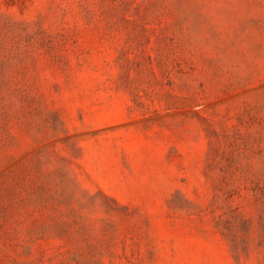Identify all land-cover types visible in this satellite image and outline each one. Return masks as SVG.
I'll list each match as a JSON object with an SVG mask.
<instances>
[{"label":"rangeland","instance_id":"1","mask_svg":"<svg viewBox=\"0 0 264 264\" xmlns=\"http://www.w3.org/2000/svg\"><path fill=\"white\" fill-rule=\"evenodd\" d=\"M0 264H264V0H0Z\"/></svg>","mask_w":264,"mask_h":264}]
</instances>
